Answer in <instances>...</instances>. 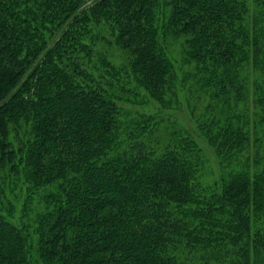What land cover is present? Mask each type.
<instances>
[{
  "label": "trees",
  "instance_id": "16d2710c",
  "mask_svg": "<svg viewBox=\"0 0 264 264\" xmlns=\"http://www.w3.org/2000/svg\"><path fill=\"white\" fill-rule=\"evenodd\" d=\"M253 2L0 0V264H264ZM190 78L210 100L212 184L197 136L150 114Z\"/></svg>",
  "mask_w": 264,
  "mask_h": 264
},
{
  "label": "rangeland",
  "instance_id": "374dc122",
  "mask_svg": "<svg viewBox=\"0 0 264 264\" xmlns=\"http://www.w3.org/2000/svg\"><path fill=\"white\" fill-rule=\"evenodd\" d=\"M251 9L254 8L253 0H246ZM173 57L177 60L179 67V76L183 78L182 72L193 73V67L186 66L182 60H180V46L179 44L172 45ZM182 91L178 93V105L177 108H172L170 110L159 112L156 108H150V114L153 113L157 118H162L166 122V127L171 130H181L182 132H188L192 136L197 138L198 144L203 152V157L205 159V171H204V182L212 184L220 174L219 166L211 153V150L207 146L204 140L200 139L198 136V122H203L208 119L209 116L208 106L210 105V100L208 95L202 91H198L195 84L194 78L188 79L184 86L180 87ZM248 110L252 113L253 106L248 104ZM218 110H213V115L216 116ZM214 117V116H213ZM163 137V134H160ZM23 192L17 189L14 193L12 199L13 207L16 211H20L22 207L21 196Z\"/></svg>",
  "mask_w": 264,
  "mask_h": 264
}]
</instances>
